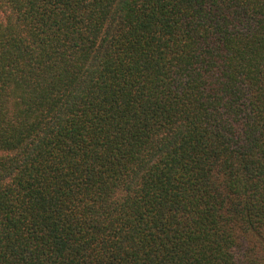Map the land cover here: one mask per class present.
<instances>
[{"label": "trees", "instance_id": "1", "mask_svg": "<svg viewBox=\"0 0 264 264\" xmlns=\"http://www.w3.org/2000/svg\"><path fill=\"white\" fill-rule=\"evenodd\" d=\"M0 264H264V0H0Z\"/></svg>", "mask_w": 264, "mask_h": 264}]
</instances>
